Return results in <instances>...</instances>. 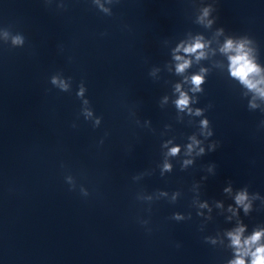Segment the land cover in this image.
I'll list each match as a JSON object with an SVG mask.
<instances>
[{
  "label": "clouds",
  "instance_id": "1",
  "mask_svg": "<svg viewBox=\"0 0 264 264\" xmlns=\"http://www.w3.org/2000/svg\"><path fill=\"white\" fill-rule=\"evenodd\" d=\"M208 15V9L204 10V16ZM211 23V22H210ZM8 33L6 32L5 35ZM12 43L14 45H20L24 43L23 36L17 35L12 38ZM203 45L197 41L193 45L184 48V52L191 54L197 52L198 49H201ZM224 52L234 51V55L229 56L230 60V71L231 75L235 78H238L242 84H244L250 90H256L261 97H264V90L258 88L257 83H253L249 77L254 73L258 72L259 69L253 62L248 58L246 52L243 51V45H237L235 49L233 48V43L228 41L224 48L222 49ZM203 53H200L202 56ZM197 56V59L200 58ZM175 59L177 61H182L178 63L176 66L177 73H183L186 68L189 67V61L185 60L181 56H176ZM203 78L200 75H194L192 77V84L195 86L194 91L199 90V86L202 83ZM52 83L56 84L57 80L55 77L52 79ZM60 87L63 89L67 88V85L62 81L60 82ZM176 90L180 92V86H176ZM83 90H81L82 95ZM189 104V97L184 93L180 92V97L176 101V106L183 110ZM254 106V105H253ZM191 111V109H189ZM197 114H199V110H197ZM205 126L207 125V121L202 122ZM191 149V145H189ZM179 151L178 148L171 149V154L175 155ZM203 151V149H201ZM166 168H169V165H165ZM247 199V194L245 192H241L236 197L237 204L244 205L245 212L248 211L249 205L245 204V200ZM178 218V217H177ZM244 232L243 227L237 228L234 232H229L228 235L231 238L232 246L236 249V258L233 261H230V264H246L245 257L250 256V261L247 264H264V244H261V238L264 236V231H256L250 237L244 239L242 241V234Z\"/></svg>",
  "mask_w": 264,
  "mask_h": 264
}]
</instances>
